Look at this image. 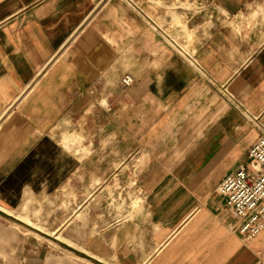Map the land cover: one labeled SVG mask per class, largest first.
<instances>
[{
  "label": "crops",
  "instance_id": "0c3cea01",
  "mask_svg": "<svg viewBox=\"0 0 264 264\" xmlns=\"http://www.w3.org/2000/svg\"><path fill=\"white\" fill-rule=\"evenodd\" d=\"M263 128L264 0H0V216L96 182L47 230L0 219V264H264L217 189ZM130 150L161 173L117 211L98 166Z\"/></svg>",
  "mask_w": 264,
  "mask_h": 264
},
{
  "label": "rangeland",
  "instance_id": "374dc122",
  "mask_svg": "<svg viewBox=\"0 0 264 264\" xmlns=\"http://www.w3.org/2000/svg\"><path fill=\"white\" fill-rule=\"evenodd\" d=\"M103 105L106 104V102L102 103ZM115 156L118 155L116 152L114 154ZM141 158L136 159L132 158L133 156L138 157V154L136 151L133 152V150H130V156L127 161H125L123 164H112V165H99V173L103 174L107 170L109 172L113 173V177L108 181V182H102L101 178L98 177L97 183L102 184L104 183L107 186V191L106 194H110L111 198L113 199V208L114 210H121L126 209L127 206L129 208H135L138 205H140L142 198L139 196H135L133 193L134 190H137L138 188V183H139V178L137 174L139 171L144 172L146 171V182L147 185L153 183V179L157 173H161V166H155L152 165L151 160L153 158V150H144V152H141ZM169 155V154H168ZM144 162L139 164V162ZM90 169V166H88ZM117 174V175H116ZM95 180H89V174L87 173L84 175V178L82 180V196L81 197H66L65 200L64 198L61 199V202L58 203L56 201V198H49L45 203L43 202H34L31 197H28L25 199L20 207L13 211V214L16 216L12 215H7V214H2L0 216V219L4 221H9L11 223H23L25 222L23 220L29 221L41 228H44L47 230V228L43 227L42 221L47 219L48 217V210H56L58 209L59 204H61V207H70V209L75 206L78 207V211L82 210L85 205H87L84 209L85 212L88 213V203H84V201L88 198L86 196L88 195L89 191L95 187ZM105 194V193H104ZM120 195V196H118ZM104 200V198H102ZM111 200V199H110ZM76 201V203L74 202ZM88 201V200H87ZM106 202L103 201V205L105 206ZM68 215V214H67ZM133 214H129V216H132ZM5 218H4V217ZM79 216V224L84 225L87 218L84 216L78 215ZM50 221L52 222L53 220H56V214L54 212H51L49 214ZM22 218L23 220H21ZM50 231H53V229H48ZM57 234V232H55ZM0 236H2L0 234ZM9 236V235H8ZM61 237H63L62 234H60Z\"/></svg>",
  "mask_w": 264,
  "mask_h": 264
},
{
  "label": "built area",
  "instance_id": "2783aa9c",
  "mask_svg": "<svg viewBox=\"0 0 264 264\" xmlns=\"http://www.w3.org/2000/svg\"><path fill=\"white\" fill-rule=\"evenodd\" d=\"M120 83L129 87L134 76L127 72L121 76ZM249 156L256 164L253 170L242 164L226 174L217 186L226 198V211L235 219L234 229L245 238L256 236L264 229V128L252 143Z\"/></svg>",
  "mask_w": 264,
  "mask_h": 264
}]
</instances>
